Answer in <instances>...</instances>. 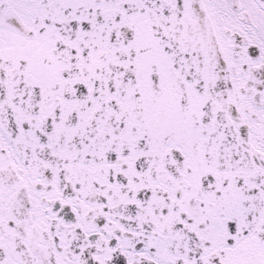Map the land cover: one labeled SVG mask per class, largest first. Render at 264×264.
Wrapping results in <instances>:
<instances>
[{"label":"snow or ice","instance_id":"snow-or-ice-1","mask_svg":"<svg viewBox=\"0 0 264 264\" xmlns=\"http://www.w3.org/2000/svg\"><path fill=\"white\" fill-rule=\"evenodd\" d=\"M0 264H264V0H0Z\"/></svg>","mask_w":264,"mask_h":264}]
</instances>
